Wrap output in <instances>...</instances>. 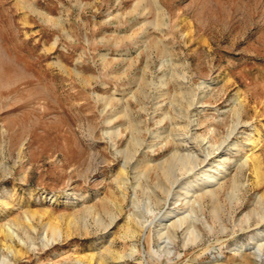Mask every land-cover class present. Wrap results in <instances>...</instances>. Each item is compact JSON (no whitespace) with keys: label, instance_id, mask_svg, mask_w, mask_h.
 I'll use <instances>...</instances> for the list:
<instances>
[{"label":"rangeland","instance_id":"obj_1","mask_svg":"<svg viewBox=\"0 0 264 264\" xmlns=\"http://www.w3.org/2000/svg\"><path fill=\"white\" fill-rule=\"evenodd\" d=\"M263 242L264 0H0V264Z\"/></svg>","mask_w":264,"mask_h":264},{"label":"bare ground","instance_id":"obj_2","mask_svg":"<svg viewBox=\"0 0 264 264\" xmlns=\"http://www.w3.org/2000/svg\"><path fill=\"white\" fill-rule=\"evenodd\" d=\"M237 115V114H236ZM236 124V123H235ZM218 148V147H217ZM215 152V151H214ZM181 154V153H180ZM178 159V158H177ZM188 159V158H187ZM190 160V159H189ZM164 162V161H163ZM189 162V161H188ZM190 162H191V160H190ZM167 163V162H166ZM176 162H174V164H175ZM164 164V163H163ZM174 164H172V165H174ZM178 164H180V163H178ZM185 164V163H184ZM186 165V167H187V164H185ZM178 166V165H177ZM177 166H175L174 165V168L175 167H177ZM197 166V165H196ZM154 167V166H153ZM156 168V167H155ZM178 168V167H177ZM195 168V167H194ZM171 169H173V168H171V163L169 164V165H163V166H161V173H163V177H165V179L167 178L168 180H171L172 178H171V176H173L172 174V170ZM176 170V169H175ZM176 172V171H175ZM178 172V171H177ZM181 172V171H180ZM185 172V171H184ZM206 173V172H205ZM177 175V174H176ZM197 175V174H196ZM203 175V174H202ZM207 175V174H206ZM208 177L210 178L209 180H210V182H214V181H216L217 179H218V177L217 176H215V175H208ZM198 178V177H197ZM160 181V180H159ZM166 181V180H165ZM162 184V183H161ZM173 185V184H172ZM162 187V186H161ZM187 188V187H186ZM185 188V189H186ZM180 190V189H179ZM153 192V191H152ZM164 192V191H163ZM208 193V192H207ZM209 195V194H208ZM179 199V198H178ZM190 208V207H189ZM196 208V207H195ZM197 212V211H196ZM199 213V212H198ZM98 214V213H97ZM95 215V214H94ZM19 222V221H18ZM96 222V221H95ZM179 223V222H178ZM20 224V223H19ZM103 227V226H102ZM6 228V227H5ZM177 228V227H176ZM54 229V228H53ZM2 232V234L4 235V237L7 239V238H12L13 237V235H12V233L9 231V230H2L1 231ZM17 233V232H16ZM53 233H54V231H53ZM52 233V234H53ZM60 233V232H59ZM177 233V232H176ZM187 233V232H186ZM171 235V234H170ZM19 243V242H18ZM264 243V242H263ZM25 244V243H24ZM10 245V244H9ZM8 245V246H9ZM260 245V244H259ZM9 247H11L12 249H14V254L15 255H17V254H22V251H21V249H16L15 247H13L12 245H10ZM258 248V247H257ZM88 259V258H87ZM87 264V263H86Z\"/></svg>","mask_w":264,"mask_h":264}]
</instances>
